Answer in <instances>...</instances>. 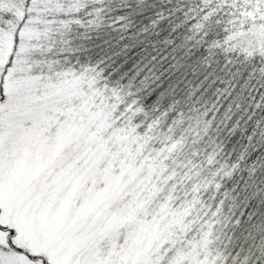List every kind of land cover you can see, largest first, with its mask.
<instances>
[{
    "label": "snow or ice",
    "instance_id": "obj_1",
    "mask_svg": "<svg viewBox=\"0 0 264 264\" xmlns=\"http://www.w3.org/2000/svg\"><path fill=\"white\" fill-rule=\"evenodd\" d=\"M0 264H264V0H0Z\"/></svg>",
    "mask_w": 264,
    "mask_h": 264
}]
</instances>
